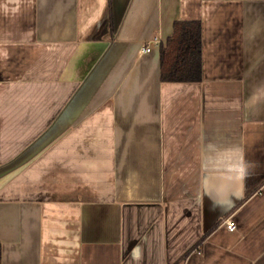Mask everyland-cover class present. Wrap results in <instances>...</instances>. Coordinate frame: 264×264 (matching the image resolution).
<instances>
[{
  "label": "crops",
  "instance_id": "crops-1",
  "mask_svg": "<svg viewBox=\"0 0 264 264\" xmlns=\"http://www.w3.org/2000/svg\"><path fill=\"white\" fill-rule=\"evenodd\" d=\"M178 19L201 21L199 81L161 79ZM0 245L264 264V0H0Z\"/></svg>",
  "mask_w": 264,
  "mask_h": 264
},
{
  "label": "trees",
  "instance_id": "trees-1",
  "mask_svg": "<svg viewBox=\"0 0 264 264\" xmlns=\"http://www.w3.org/2000/svg\"><path fill=\"white\" fill-rule=\"evenodd\" d=\"M163 81H199L203 77L202 24L200 20L178 19L174 31L160 45ZM1 264V245H0Z\"/></svg>",
  "mask_w": 264,
  "mask_h": 264
},
{
  "label": "built area",
  "instance_id": "built-area-1",
  "mask_svg": "<svg viewBox=\"0 0 264 264\" xmlns=\"http://www.w3.org/2000/svg\"><path fill=\"white\" fill-rule=\"evenodd\" d=\"M143 49L148 51V50L151 49V46L150 45H145V47ZM226 223H227V226L229 227V229H231V230H233L235 228V226H236L235 222L233 220H230V219H228L226 221ZM198 251H200V247L198 248Z\"/></svg>",
  "mask_w": 264,
  "mask_h": 264
}]
</instances>
